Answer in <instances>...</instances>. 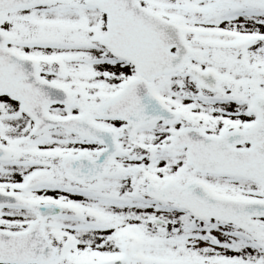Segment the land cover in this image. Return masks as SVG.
Instances as JSON below:
<instances>
[{
    "label": "snow or ice",
    "instance_id": "6c2138e0",
    "mask_svg": "<svg viewBox=\"0 0 264 264\" xmlns=\"http://www.w3.org/2000/svg\"><path fill=\"white\" fill-rule=\"evenodd\" d=\"M0 264H264V0H0Z\"/></svg>",
    "mask_w": 264,
    "mask_h": 264
}]
</instances>
